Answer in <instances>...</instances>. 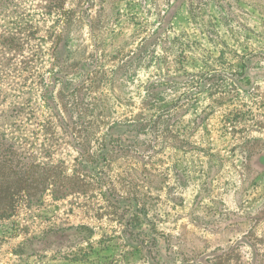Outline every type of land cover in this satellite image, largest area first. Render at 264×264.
I'll use <instances>...</instances> for the list:
<instances>
[{"label":"rangeland","instance_id":"1","mask_svg":"<svg viewBox=\"0 0 264 264\" xmlns=\"http://www.w3.org/2000/svg\"><path fill=\"white\" fill-rule=\"evenodd\" d=\"M3 137L80 187L0 264H264V0H0Z\"/></svg>","mask_w":264,"mask_h":264},{"label":"trees","instance_id":"2","mask_svg":"<svg viewBox=\"0 0 264 264\" xmlns=\"http://www.w3.org/2000/svg\"><path fill=\"white\" fill-rule=\"evenodd\" d=\"M55 116L61 123L60 127L62 125L63 134L73 142V130L69 132L65 129L64 121L57 112ZM148 128L152 126L149 125ZM103 137V139H112L114 135L109 133ZM76 150L84 160L88 159L87 152L77 147ZM40 157L37 152L24 150L19 144L5 140L4 137L0 140V223L7 221L13 223L12 220L20 215L41 207L47 191L54 201H61L80 187L77 183H70L72 177L63 176L60 179L58 172L60 166L41 162ZM257 164L264 168V151L259 153ZM78 171L82 172V169ZM86 176L88 178V175Z\"/></svg>","mask_w":264,"mask_h":264}]
</instances>
